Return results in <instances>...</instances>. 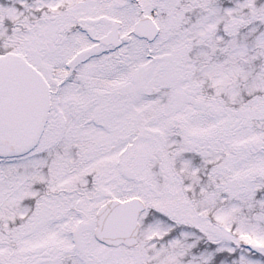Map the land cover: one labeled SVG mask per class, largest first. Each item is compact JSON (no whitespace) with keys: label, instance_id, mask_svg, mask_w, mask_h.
<instances>
[{"label":"snow or ice","instance_id":"obj_1","mask_svg":"<svg viewBox=\"0 0 264 264\" xmlns=\"http://www.w3.org/2000/svg\"><path fill=\"white\" fill-rule=\"evenodd\" d=\"M0 264H264V0H0Z\"/></svg>","mask_w":264,"mask_h":264}]
</instances>
